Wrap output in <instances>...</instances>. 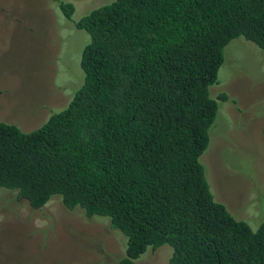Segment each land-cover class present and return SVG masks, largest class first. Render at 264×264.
I'll use <instances>...</instances> for the list:
<instances>
[{
    "label": "trees",
    "instance_id": "1",
    "mask_svg": "<svg viewBox=\"0 0 264 264\" xmlns=\"http://www.w3.org/2000/svg\"><path fill=\"white\" fill-rule=\"evenodd\" d=\"M65 1L89 36L83 83L37 129L0 122V188L108 218L126 240L118 264L163 245L170 264H264V221L253 231L216 202L200 162L224 48L264 50V0H114L76 22Z\"/></svg>",
    "mask_w": 264,
    "mask_h": 264
},
{
    "label": "rangeland",
    "instance_id": "2",
    "mask_svg": "<svg viewBox=\"0 0 264 264\" xmlns=\"http://www.w3.org/2000/svg\"><path fill=\"white\" fill-rule=\"evenodd\" d=\"M113 1L65 2L73 3L76 22ZM73 26L57 0H0V122L32 131L66 108L83 83L80 58L89 42ZM223 54L209 94L226 99L218 101L200 162L214 200L256 231L264 221V50L239 37ZM125 247L106 217L68 211L58 198L33 210L0 188V264H118ZM171 256L163 245L134 263L170 264Z\"/></svg>",
    "mask_w": 264,
    "mask_h": 264
},
{
    "label": "clouds",
    "instance_id": "3",
    "mask_svg": "<svg viewBox=\"0 0 264 264\" xmlns=\"http://www.w3.org/2000/svg\"><path fill=\"white\" fill-rule=\"evenodd\" d=\"M59 112H60V111H59ZM3 233H6V234H8V230H5V229H4Z\"/></svg>",
    "mask_w": 264,
    "mask_h": 264
},
{
    "label": "flooded vegetation",
    "instance_id": "4",
    "mask_svg": "<svg viewBox=\"0 0 264 264\" xmlns=\"http://www.w3.org/2000/svg\"><path fill=\"white\" fill-rule=\"evenodd\" d=\"M9 235L14 236L13 233H11V234H9Z\"/></svg>",
    "mask_w": 264,
    "mask_h": 264
}]
</instances>
